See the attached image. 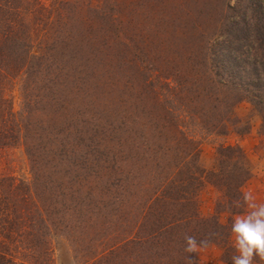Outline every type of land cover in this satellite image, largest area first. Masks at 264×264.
I'll return each mask as SVG.
<instances>
[{
	"label": "trees",
	"instance_id": "trees-1",
	"mask_svg": "<svg viewBox=\"0 0 264 264\" xmlns=\"http://www.w3.org/2000/svg\"><path fill=\"white\" fill-rule=\"evenodd\" d=\"M92 1L0 0V148L22 142L34 173L32 185L0 176V264H53L52 237L66 235L80 247L92 227L75 218L92 224L89 215L99 203L110 207L107 224H114L115 203L129 185L138 202L135 231L108 245L93 264H187L189 255L198 264L195 254L184 252L185 235L208 245L225 244L226 253L232 249L231 229L217 214L200 215L198 193L206 181L223 192L219 206L240 212L236 202L249 178L241 162L244 153L238 146L222 147L220 170L207 175L197 166L198 147L185 135L181 110L186 109L185 118L216 130L237 104L247 101L264 125V0H233L216 25L190 26L198 44L184 52L187 62L177 71L183 82L139 87L134 113L126 115L116 85L105 93L107 83L94 73L83 72L86 78L60 74L51 67L54 57H44L37 43L43 26L55 21H117L115 3L94 6ZM63 31L55 39L58 50L51 49L58 56L61 49L68 50L67 38L76 37L82 47L96 39L88 28L84 34ZM179 48L176 53L183 54ZM15 72L29 82L19 114L10 87ZM176 110L180 113L174 114ZM44 155L56 161H46L45 170ZM128 161L136 173L121 178L122 164ZM69 165L85 168L89 180L74 175L73 184L60 187L62 168ZM82 185L88 203L74 200H80L73 195L82 193ZM110 229L117 232L115 225ZM115 231L103 240L117 239Z\"/></svg>",
	"mask_w": 264,
	"mask_h": 264
},
{
	"label": "rangeland",
	"instance_id": "rangeland-1",
	"mask_svg": "<svg viewBox=\"0 0 264 264\" xmlns=\"http://www.w3.org/2000/svg\"><path fill=\"white\" fill-rule=\"evenodd\" d=\"M65 1L73 5L78 2V0ZM99 1L93 0L92 5L111 7L113 3L117 5L116 22L107 19L103 22L97 19L80 21V17L66 23L55 21L43 26L44 30L40 32L41 36L39 35L40 39L37 43L40 44V52L44 57L48 59H50L49 55L54 57L51 59V67L58 68L60 74L73 72L72 75L84 78L86 75L84 76L83 72L94 73L107 83L105 93L112 91L113 86L116 85L119 91L118 93L114 91V93L119 94L125 115L128 112L134 113L131 109L136 107L133 101L138 97L139 87L157 85L158 82L173 87L177 82H183L177 71L187 62L184 52L189 51L191 43L195 42L194 46L198 44V41L192 37L190 26L195 23L201 25L210 23L209 27L214 23L216 25L220 22L221 15L224 12L228 13L226 12L227 6L234 5L233 0ZM64 28L70 29L71 33L78 31L81 34H84L88 28L91 30V37L94 36L96 39L93 37L89 46L82 47L76 37L75 39L67 38L65 41L69 48L68 50L67 48L61 49L60 56H58L55 51L51 52V49H57L59 44L55 39L56 36L64 33ZM180 46L184 51L179 55L176 51L179 53ZM18 75V72H15L14 80L10 85L13 89L12 104L17 114L24 109L23 89L29 85L23 75ZM119 109L117 108V111ZM185 110H181L183 126L185 135L192 139L198 147L197 166L207 175L210 172L217 173L224 159L219 150L226 146H238L245 157L241 162L249 171V178L241 188V196L244 191L250 190L258 203H264V125L257 108L247 101L237 104L228 120L216 130H206L196 118H185L187 116V113L183 112ZM136 112L139 113V111ZM178 113L180 110H176L174 114ZM37 118H40V114H37ZM24 149L22 142L18 140L15 144L11 143L7 147L0 148V176L32 185L34 183L32 163ZM57 158L54 157V159ZM51 159L48 155H44L43 164L46 161L49 164L56 162ZM83 162L84 159L81 162L84 167ZM49 164L43 167L44 170L49 169ZM84 169L79 170L72 165L65 166V171L62 168L65 176L60 187H63L62 184H71V181H74L72 178L74 175H80L89 180L88 174L91 173ZM121 172V178L128 177L136 173V166L130 161L125 162L122 164ZM83 184L87 186L88 182H83ZM84 188L85 186L82 185L81 189ZM132 189L133 187L129 185L126 191H123L122 196H118L120 203L116 202L112 211V214L116 215L114 224H107L110 218V207L108 205L103 207L99 203L93 215H89V218L94 220L92 224L83 223L79 218H75V221L81 223L82 226L90 224L92 227L88 238L83 237L80 247L71 242L66 235L53 236V264H93L102 256L100 252H104L108 245L111 246L117 241L130 238L137 224L135 215L138 209V202L131 196ZM84 193L85 189L80 194L75 193L73 196L80 200L77 198L74 200L88 203L83 196ZM198 199L202 217L208 218L217 214L219 222L229 229H231L233 219L247 211L242 202L237 208L240 212L235 214L225 205L219 206L218 203L224 200L223 192L206 181L198 193ZM88 208L89 206L86 207ZM113 225L117 232L110 229ZM114 231L119 235L117 239L115 235L113 240L105 242L103 239L107 238V234ZM92 233L97 236L94 242L91 238L94 237ZM99 244H101L100 247H98ZM228 245L232 249L226 250L225 253V244H209L204 250L195 253L198 264H232V257L238 254L234 248L232 234H230ZM95 246L97 248L92 249ZM253 264H264V261L254 257Z\"/></svg>",
	"mask_w": 264,
	"mask_h": 264
},
{
	"label": "clouds",
	"instance_id": "clouds-1",
	"mask_svg": "<svg viewBox=\"0 0 264 264\" xmlns=\"http://www.w3.org/2000/svg\"><path fill=\"white\" fill-rule=\"evenodd\" d=\"M246 207L244 214L237 215L231 224L234 248L237 255L232 257V264H253L254 257L264 261V203H258L252 191H244L241 201L236 205ZM184 252L195 254L208 246L207 240H197L191 235L184 236ZM187 264H193L190 255Z\"/></svg>",
	"mask_w": 264,
	"mask_h": 264
},
{
	"label": "crops",
	"instance_id": "crops-1",
	"mask_svg": "<svg viewBox=\"0 0 264 264\" xmlns=\"http://www.w3.org/2000/svg\"><path fill=\"white\" fill-rule=\"evenodd\" d=\"M263 164V163H262Z\"/></svg>",
	"mask_w": 264,
	"mask_h": 264
}]
</instances>
